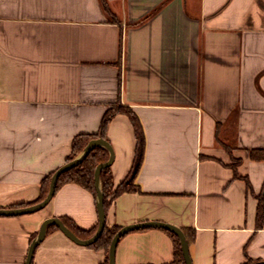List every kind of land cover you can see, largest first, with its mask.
Returning <instances> with one entry per match:
<instances>
[{
    "label": "crops",
    "instance_id": "obj_1",
    "mask_svg": "<svg viewBox=\"0 0 264 264\" xmlns=\"http://www.w3.org/2000/svg\"><path fill=\"white\" fill-rule=\"evenodd\" d=\"M113 106L137 114L146 147L137 190L111 202L107 226L175 225L193 264L264 261V161L250 157L264 149V0H0V209L34 205ZM106 138L118 187L135 161L129 118L115 116ZM54 217L91 230L97 200L67 183L41 211L0 216V264H26ZM176 250L167 230H136L116 264H174ZM105 259L51 228L32 264Z\"/></svg>",
    "mask_w": 264,
    "mask_h": 264
},
{
    "label": "trees",
    "instance_id": "obj_2",
    "mask_svg": "<svg viewBox=\"0 0 264 264\" xmlns=\"http://www.w3.org/2000/svg\"><path fill=\"white\" fill-rule=\"evenodd\" d=\"M118 114L127 116L133 125L135 138H136V154H135V161L131 173L129 174L127 179L118 187H115L114 185L111 166L104 169L101 172L100 182H101L102 191L105 196L104 205H105L106 213L109 210L111 202L115 198L122 195L123 193L135 192L137 190L134 182L136 175L138 174L143 164L145 147H146L144 128L137 114L129 107L113 106L105 114L99 133L95 135H80L74 139L72 144V154L67 160V162H69L75 159L77 156H79L91 140L98 138H103L107 140L106 133L109 123ZM109 156H110L109 151L106 148L104 147L95 148L79 166L70 169L61 175L57 185V190L64 184L75 183L88 190L97 200V191L94 181L95 170L99 164L106 162L109 159ZM250 157L252 160L255 161H264V149L251 150ZM53 174L54 173H52L43 182L41 197L37 202H35V204L42 202L47 196L50 186V180ZM257 200H258L257 228L262 229L264 226V189L261 192V194L257 196ZM62 220L69 229H71L78 237L82 239L90 238L92 235L95 234V232L98 229V225H97L95 228L91 230L88 231L82 230L75 227L67 219L63 218ZM51 228H57V227L52 225L49 226L48 230ZM120 229L121 228H109L106 225L105 231L103 232L99 240L96 241L91 246H88L93 248H101L105 250L106 259L102 264H109V248L113 237ZM167 232H169L171 236L174 238L177 249L173 263L185 264L179 238L174 233L170 231ZM245 264H264V261L254 262L252 260H248L247 263Z\"/></svg>",
    "mask_w": 264,
    "mask_h": 264
},
{
    "label": "water",
    "instance_id": "obj_3",
    "mask_svg": "<svg viewBox=\"0 0 264 264\" xmlns=\"http://www.w3.org/2000/svg\"><path fill=\"white\" fill-rule=\"evenodd\" d=\"M97 147L106 148L110 154L109 159L106 162L99 164L95 170L94 181H95V186H96V191H97V212H98V218H99L97 231L90 238L82 239L78 237L71 229H69L65 225L62 219L57 218V217L49 218L42 223L38 236L32 241L30 248H29L26 264L33 263L35 251L45 239L49 226H52V225L56 226L66 237H68L70 240H72L77 245L84 246V247L91 246L96 241H98L99 238L102 236L103 232L105 231L106 225H107V216H106V210H105V205H104L105 196L101 188L100 175L104 169L112 166L115 160V152H114L112 145L109 143V141L103 138L91 140L79 156H77L72 161L65 163L63 166H61L59 169H57L54 172L50 180L48 194L42 202L28 206V207H22V208L0 209V216H5V217L22 216V215L32 214V213L43 210L46 206L49 205V203L55 196L56 191H57V185H58L59 178L61 177V175L65 173L66 171L79 166L90 155V153ZM147 228H159V229H164V230L174 233L180 240L181 250H182L185 264H193L191 254H190L189 241L184 231L175 225L163 223V222H156V221L137 223V224H132V225L122 227L112 239V242L109 248V264H116V249H117V246L120 240L124 236H126L127 234L133 231L147 229Z\"/></svg>",
    "mask_w": 264,
    "mask_h": 264
}]
</instances>
